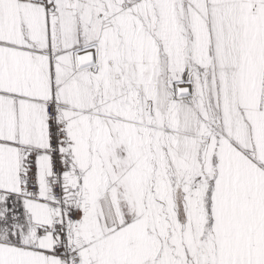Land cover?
Wrapping results in <instances>:
<instances>
[{
  "label": "snow or ice",
  "instance_id": "obj_1",
  "mask_svg": "<svg viewBox=\"0 0 264 264\" xmlns=\"http://www.w3.org/2000/svg\"><path fill=\"white\" fill-rule=\"evenodd\" d=\"M0 264H264V0H0Z\"/></svg>",
  "mask_w": 264,
  "mask_h": 264
}]
</instances>
